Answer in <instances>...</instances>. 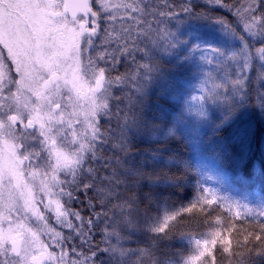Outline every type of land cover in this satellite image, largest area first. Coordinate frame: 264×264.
Segmentation results:
<instances>
[{"label": "snow or ice", "instance_id": "1", "mask_svg": "<svg viewBox=\"0 0 264 264\" xmlns=\"http://www.w3.org/2000/svg\"><path fill=\"white\" fill-rule=\"evenodd\" d=\"M185 20L239 44L182 39ZM253 94L264 113V0H0V264H264V202L197 179L168 205L202 173L180 150L185 119L211 130L219 183L250 177L237 113ZM242 215L255 223L238 229ZM184 220L198 238L172 251Z\"/></svg>", "mask_w": 264, "mask_h": 264}, {"label": "trees", "instance_id": "2", "mask_svg": "<svg viewBox=\"0 0 264 264\" xmlns=\"http://www.w3.org/2000/svg\"><path fill=\"white\" fill-rule=\"evenodd\" d=\"M222 14V11L213 13V15ZM172 23L176 24L178 22L173 21ZM179 28L182 34V39H194L195 37H202L205 39H210L214 42L221 41L223 46L236 47L239 44L238 40L233 41L227 38H222L221 34H219L211 26L206 25L203 21L185 20L179 23ZM165 67H168V65L166 64ZM172 75L175 77L178 93H183L191 88L193 81L191 79L192 73L190 71L174 69ZM156 99L157 97L153 96V100L155 101ZM160 102L163 103V101ZM172 103L174 102H168V104ZM165 110L167 113H169L170 117L176 113V109L168 107L167 105ZM217 115H219L218 112ZM237 116L239 117L238 122H244L251 125L253 130L251 151L255 167L252 170L250 177L246 176V182H241L237 173L232 168H225L223 171L228 177V182L223 185L219 183L218 170L211 163V149L209 147L212 137L211 130L207 129L206 127H197L196 122L190 118L185 119L180 122V126L186 125L187 135L181 140L180 150L184 153L185 157L190 159L193 163H195L197 160L202 162V173L200 176H195L194 178L190 179L183 190L175 192L171 197H169V206L175 204V207L179 208L182 203L186 204L187 199L191 196L193 186L195 185L197 179H200L205 187L215 189L219 195L228 196L232 199L240 200L243 203H248L250 207L255 208L260 203L264 202V165H262V161H264V113H261L258 107V101L256 100L254 94L252 96V100L247 103V110L243 111L242 115L240 112H238ZM215 142V140L212 141V143ZM207 177H211V179H208ZM225 207H227V204H225ZM163 210L164 206L162 205L161 215H163ZM217 215H219V213H213V218H215ZM247 219H252L253 223H255L254 218H245L242 215L240 220L235 222L236 227L238 229L247 228ZM223 222L224 218L221 216L220 223L223 224ZM170 223L176 222L173 221ZM199 231L204 233L207 232V229L200 228ZM182 233H187L192 237L193 240L198 238L193 228L189 227L188 220L181 221L179 222L178 230L175 231V238L169 242L172 251H179L188 246V240H181L179 238ZM230 238L232 239V243L235 244V234ZM96 240L99 242L100 237L97 236ZM217 248H219V245H217ZM216 257L218 264H229V260L232 259L231 257H227L226 254H223L222 252H216ZM256 264H262L259 258H257Z\"/></svg>", "mask_w": 264, "mask_h": 264}, {"label": "rangeland", "instance_id": "3", "mask_svg": "<svg viewBox=\"0 0 264 264\" xmlns=\"http://www.w3.org/2000/svg\"><path fill=\"white\" fill-rule=\"evenodd\" d=\"M52 223L55 224V217H53V219H52ZM57 227H58V226H57ZM65 231H66V229H65Z\"/></svg>", "mask_w": 264, "mask_h": 264}]
</instances>
